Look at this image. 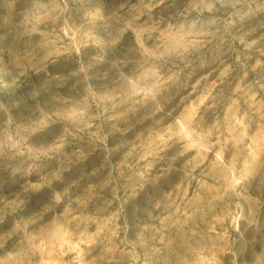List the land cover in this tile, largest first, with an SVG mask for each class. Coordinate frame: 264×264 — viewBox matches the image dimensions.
I'll list each match as a JSON object with an SVG mask.
<instances>
[{
	"label": "rangeland",
	"instance_id": "1",
	"mask_svg": "<svg viewBox=\"0 0 264 264\" xmlns=\"http://www.w3.org/2000/svg\"><path fill=\"white\" fill-rule=\"evenodd\" d=\"M0 264H264V0H0Z\"/></svg>",
	"mask_w": 264,
	"mask_h": 264
}]
</instances>
